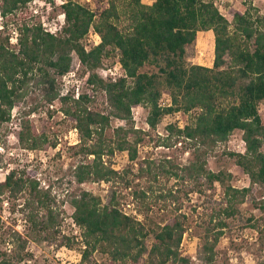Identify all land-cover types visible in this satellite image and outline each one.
Here are the masks:
<instances>
[{"label":"trees","instance_id":"trees-1","mask_svg":"<svg viewBox=\"0 0 264 264\" xmlns=\"http://www.w3.org/2000/svg\"><path fill=\"white\" fill-rule=\"evenodd\" d=\"M32 0H0V15L6 18L27 6ZM51 1L52 0H46ZM64 23L59 32L52 33L40 22H15L18 46L11 47L8 22L0 29V126L12 118L18 109L20 129L18 142L28 150L48 147L52 142L45 133H38L28 115L45 103L59 98L62 112L78 131V151L87 161H79L69 168L73 182L104 181L112 187L108 202L85 189L70 191L72 218L80 228L81 245L78 264H95L89 257L94 252L105 256L108 264H190L189 255H182L180 245L186 231V216L175 212L167 222L147 225L143 220L125 213L120 207L119 185L130 188L134 180L131 166L122 170L111 167L105 156L115 151L126 152L128 160L137 158V145L144 130L135 128L131 108L148 109L146 122L156 130L167 113L182 111L188 114L183 128L175 124L165 126L167 134L158 137L159 145L171 146L185 142L192 149L191 161L183 166L159 164L158 173L151 162L137 167V175L147 173L153 179L159 173L181 181L201 179L212 187L222 188L223 206L213 226L205 228L197 264H214L215 247L226 226L225 219L235 215L238 204L250 193L254 184L264 187V119L259 104L264 103V14L251 1L243 10H233L228 18L213 0H106L100 9L92 10L76 0L62 4ZM100 37L99 43L85 47L90 29ZM214 34L211 66L191 63L186 55L196 45L198 31ZM74 52L84 68V83L91 92L82 91L60 95L57 76L71 70ZM112 52L118 55L123 75L103 78L97 72L103 60ZM153 69H145V67ZM170 97L168 105H161L164 91ZM32 92L31 102L25 99ZM105 96L108 110L94 109L95 95ZM121 122L106 135L111 119ZM242 132L243 152H227L247 174L249 185L235 187L232 174L226 170L213 171L206 167L205 156L218 144L226 143L234 130ZM174 137V140L172 138ZM172 140V141H171ZM54 144V143H52ZM133 175V174H132ZM70 181V182H71ZM40 182L24 170L11 169L0 180V200L8 192L23 193L28 234L13 231L9 249L0 250V264H26L28 238L37 241L55 239L60 230L59 211L51 186ZM136 210L147 217L149 210L175 194L170 188L150 184L132 192ZM264 210V198L259 200ZM178 210L179 207L176 206ZM214 218L211 217L210 220ZM258 238L264 239V220L254 225ZM60 243L73 247L79 242L75 236L60 237Z\"/></svg>","mask_w":264,"mask_h":264},{"label":"rangeland","instance_id":"rangeland-1","mask_svg":"<svg viewBox=\"0 0 264 264\" xmlns=\"http://www.w3.org/2000/svg\"><path fill=\"white\" fill-rule=\"evenodd\" d=\"M42 1V0H41ZM60 1L52 0L50 5L38 4V13L35 14L27 5L15 14L9 15L1 20L8 22V28L5 33H9L15 22L28 20L32 23L44 22V27L55 31L63 24V12ZM92 10L100 9L106 3V0H76ZM154 0H143L145 3H151ZM256 6L261 14H264V0H213L220 12L230 18V12L233 10H243L247 2ZM1 28V27H0ZM11 28V29H10ZM59 30V29H58ZM57 30V32H59ZM87 47L93 46V41L88 36L84 40ZM214 34L211 30L199 31L197 33L196 45L186 55L191 63H197L204 66H211L213 61ZM71 73L65 79L68 88H78L79 92L91 90L84 83L85 71L74 52L71 53ZM103 68L97 72L105 78L109 76L110 68L118 64V55L112 52L104 58ZM105 69V72L100 71ZM145 69H153L148 66ZM60 77L57 76V83L60 88ZM36 93L32 92L26 97L27 102H31V97ZM167 89H164L160 101L161 103L170 102ZM24 101L12 109V118L0 126V180L4 179L5 174L11 169L24 170L29 175L37 179L41 188L51 186V193L55 196V205L59 211V223L57 225L60 232L51 240L37 241L31 237L28 238L26 249L29 252L26 264H78L80 260V228L75 224L72 213L73 207L70 204V191L72 189H85L93 194L99 195L104 203L108 202L112 187L104 181H85L76 184L71 181L69 168L79 161H87V158L78 151L79 142L78 132L75 131L73 122L62 112L61 104L50 108L47 103L40 106L38 110L28 115L30 123L35 127L38 133H45L48 139L54 143L42 149L28 150L22 148L18 142V131L20 129L17 116L18 109L23 108ZM94 109L107 111V103L102 93L95 95V101L92 104ZM148 109L138 105L134 111L133 121L135 128L144 130L143 140L137 145V158L131 162L128 160L126 152L115 151L110 156H105L106 162L116 170H122L131 166L134 177L131 187L124 188L119 185L120 207L124 212L132 214L131 210H136V202L131 192L136 188H147L150 184L170 188L175 194V200L169 198L163 207V204L154 205L148 212L147 217L143 218L140 214V220L147 225L154 222H167L171 216L177 212L186 216V231L183 234L180 250L182 255H189L190 264H197L200 246L203 242L205 228L213 226L215 219L222 216L218 215L219 209L223 206L222 188L215 182L212 187L205 184L201 179L198 184L193 181H181L173 176H167L159 173L156 179L151 175L144 173L143 176L137 175V167L145 165V160L151 162V169L154 172L159 170V164L163 163L165 168H171V164L183 166L192 159V149L185 142H176L171 146L159 145L158 137L165 136L167 130L165 124L169 119H161L156 130H150L146 122ZM259 113L264 119V103L259 104ZM183 121L180 124L188 122V114L182 113L180 117ZM123 122L112 118L111 127L107 129L106 135L111 136L112 128ZM242 132L234 130L226 143L218 144L213 150L205 156L206 167L213 171L226 170L232 174L230 183L236 187H246L249 185V179L246 173L235 163L234 159L227 153L229 151L242 152ZM174 140V137L172 138ZM171 140V141H172ZM169 159L171 164L165 160ZM158 167V168H157ZM71 181V182H70ZM264 198V187L254 184L245 200L238 204V212L225 219L226 226L223 228V234L220 236L215 247L214 264H264V239L258 238V232L254 225L262 224L264 220V210L259 207V200ZM24 200L23 193L16 195L6 193L0 200V250L9 249L8 237L13 231H18L22 235L28 233V222L26 221V209L22 206ZM130 204V207L127 206ZM176 206L179 209H176ZM214 218L213 220H210ZM75 236L76 243L73 247H67L60 243V237ZM89 260L95 264H108L105 256L99 252L90 255ZM21 264V263H16ZM88 264V263H85Z\"/></svg>","mask_w":264,"mask_h":264},{"label":"built area","instance_id":"built-area-1","mask_svg":"<svg viewBox=\"0 0 264 264\" xmlns=\"http://www.w3.org/2000/svg\"><path fill=\"white\" fill-rule=\"evenodd\" d=\"M65 0H63V1H60V3L62 4L63 2H64ZM39 3H43V5H45V6H47V8H48V6L50 5V3H51V1L49 2V1H46V0H32L31 2H29L27 5H29V7L31 8V10L33 11V13H35V14H37L38 13V4ZM1 16V15H0ZM1 18L3 19V17L1 16ZM3 21L1 20V25H0V29H2L3 28V23H2ZM63 23H64V15H63ZM42 26L44 25V22L41 24ZM45 26V25H44ZM43 26V27H44ZM13 28L10 30V40H9V43H10V46L11 47H17L18 46V33H17V31H16V29L14 28V26H12ZM45 28V30H48L49 32H52V33H57V30L59 29L60 30V28H61V26L57 29V28H55V31H52L51 29H47L46 27H44ZM58 30V31H59ZM87 36L89 37V38H91L92 39V41H93V45H95V44H97V43H99V41H100V37H99V35H98V33L96 32V31H94V29H90L89 30V32H88V34H87ZM85 47L88 49V48H90L89 46L87 47V45H85ZM114 70L112 71L110 68H108L106 71H109V76L110 77H112V78H116V77H118V76H122L123 75V69L121 68V66H120V64L118 63L116 66H114V68H113ZM100 71H103V72H105V69H102V70H100ZM72 71L71 70H69L68 72H66L65 74H63V75H61V77H60V88H59V92H60V95L62 96V95H66V94H72V96L73 97H75V98H77L78 97V95H79V90H78V88H74V89H70V88H68V85L65 83V79H67V77H69L70 76V73H71ZM170 101V100H169ZM160 102V104L161 105H168L170 102H168V103H161V101H159ZM48 104V106L50 107V108H54V106L55 107H57V104H61V102H60V99L59 98H57V99H55L54 101H52V102H50V103H47ZM138 106H134V107H132L131 108V112H132V114L134 113V111H135V109L137 108ZM182 113H184V112H182V111H175V112H172V113H167V114H165L164 116H163V118L162 119H169V118H171V117H174V119L173 120H169L165 125H169V124H175L177 127H179V128H183L184 127V125L186 124V122H185V124L183 123V124H180L183 120L180 118L181 116H182ZM133 116H134V114H133ZM75 131H77V129L75 128ZM78 132V131H77ZM242 147H243V151H244V149H245V143H244V141L242 140ZM242 151V152H243ZM234 186V185H233ZM236 187V186H235ZM239 188H242V187H239ZM127 206L128 207H130V204H127ZM131 212H132V216H135L136 218H138V219H140V214H137L136 213V210L133 208L132 210H131ZM125 213H127V212H125ZM128 214V213H127ZM130 215V214H129Z\"/></svg>","mask_w":264,"mask_h":264},{"label":"crops","instance_id":"crops-1","mask_svg":"<svg viewBox=\"0 0 264 264\" xmlns=\"http://www.w3.org/2000/svg\"><path fill=\"white\" fill-rule=\"evenodd\" d=\"M199 32V31H198Z\"/></svg>","mask_w":264,"mask_h":264}]
</instances>
